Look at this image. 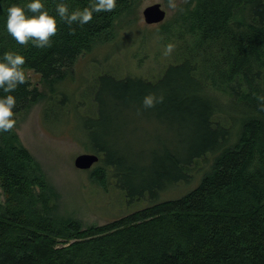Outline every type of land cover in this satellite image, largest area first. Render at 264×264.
<instances>
[{
  "label": "trees",
  "instance_id": "obj_1",
  "mask_svg": "<svg viewBox=\"0 0 264 264\" xmlns=\"http://www.w3.org/2000/svg\"><path fill=\"white\" fill-rule=\"evenodd\" d=\"M141 1L116 0L113 11L93 13L81 27L61 20L56 5L63 2L72 12L95 0H41L58 31L51 47L38 48L33 41L18 44L6 26L7 9L32 0H0V62L7 52L26 60V83L11 93L0 89V97L16 98L14 116L45 98L32 88L28 70L55 92L54 83L73 73L95 44L110 41L117 22ZM165 26L160 55L168 43L175 50L162 65V80L136 86L121 80L122 96L111 100L143 105L150 93L163 96L157 112L186 133L173 147L162 141L152 165L140 168L146 172L132 197L149 192L151 203L101 226L60 220L52 214L56 203L46 176L16 129L0 132V264H264V101L258 99L264 96V0H184ZM102 133L94 178L107 188L111 168L128 176L136 169L117 157V143L107 139L110 127ZM209 162L211 170L195 188L161 199L173 185H190Z\"/></svg>",
  "mask_w": 264,
  "mask_h": 264
},
{
  "label": "rangeland",
  "instance_id": "obj_2",
  "mask_svg": "<svg viewBox=\"0 0 264 264\" xmlns=\"http://www.w3.org/2000/svg\"><path fill=\"white\" fill-rule=\"evenodd\" d=\"M174 2L176 8L171 9L165 0H142L132 16H124L117 22L110 41L95 44L90 52L83 53L73 73L54 83L55 92L39 73L27 71L32 88L43 92L45 98L29 111L14 116L15 129L46 176L55 197L52 214L56 218L79 220L84 227L101 226L147 207L151 197H155L149 192H145L144 199L132 197L142 179L140 175L146 172L140 168L152 165L153 151L162 141L173 147L186 138V133L172 126L167 116L160 115L155 107L145 109L139 102L130 105L119 99L111 104V100L122 96L121 80L126 85L139 84L142 79L154 84L162 80V65L168 61L167 56L160 55L168 36L165 25L184 0ZM156 3L166 10L167 18L162 23L147 25L143 10ZM106 125L110 127L107 139L117 143V157L128 158L136 170L133 176H128L120 169L111 168V177L104 188L94 178L99 164L82 170L75 166V159L85 153L96 154L95 146L100 139H106L102 133ZM211 167L209 162L190 185L186 182L178 187L173 185L161 199L186 194ZM162 193L158 190L156 196ZM0 200L4 201L1 188Z\"/></svg>",
  "mask_w": 264,
  "mask_h": 264
},
{
  "label": "clouds",
  "instance_id": "obj_3",
  "mask_svg": "<svg viewBox=\"0 0 264 264\" xmlns=\"http://www.w3.org/2000/svg\"><path fill=\"white\" fill-rule=\"evenodd\" d=\"M117 6L116 0H95V3L83 10L69 12L68 6L61 2L56 5V12L65 23L71 26L78 23L81 27L88 24L93 19V13L111 12ZM168 7L176 8L174 0H169ZM26 10L31 15H26ZM7 32L20 45H27L29 41L34 42L38 48L51 47V38L57 34V20L45 9L41 0H32L24 7L12 5L7 9ZM175 50V45L168 43L163 52L164 56L171 55ZM25 57L15 52H7L0 62V89L5 93H11L19 85L26 83L23 71ZM163 96L157 97L150 93L143 99L145 109L155 107L156 103L163 102ZM264 101V96L258 97ZM16 98L13 95L0 97V132H10L16 126L13 109L16 107ZM260 108L264 111V103Z\"/></svg>",
  "mask_w": 264,
  "mask_h": 264
},
{
  "label": "water",
  "instance_id": "obj_4",
  "mask_svg": "<svg viewBox=\"0 0 264 264\" xmlns=\"http://www.w3.org/2000/svg\"><path fill=\"white\" fill-rule=\"evenodd\" d=\"M144 21L147 25H154L162 23L167 18V12L163 9L160 3H156L146 7L143 10ZM100 161V156L92 153H85L79 155L75 159V166L78 169L88 170L93 167L94 164Z\"/></svg>",
  "mask_w": 264,
  "mask_h": 264
},
{
  "label": "bare ground",
  "instance_id": "obj_5",
  "mask_svg": "<svg viewBox=\"0 0 264 264\" xmlns=\"http://www.w3.org/2000/svg\"><path fill=\"white\" fill-rule=\"evenodd\" d=\"M149 56V55H148ZM52 80V79H51ZM43 82V81H42ZM47 82V81H46ZM29 105V104H28ZM54 134V133H53ZM20 140V139H19ZM94 152V151H93ZM97 154V153H96ZM98 155V154H97ZM182 185V184H181ZM69 220V219H68Z\"/></svg>",
  "mask_w": 264,
  "mask_h": 264
}]
</instances>
